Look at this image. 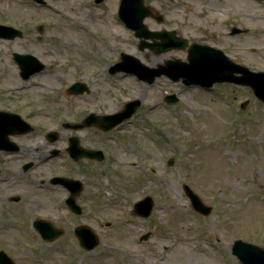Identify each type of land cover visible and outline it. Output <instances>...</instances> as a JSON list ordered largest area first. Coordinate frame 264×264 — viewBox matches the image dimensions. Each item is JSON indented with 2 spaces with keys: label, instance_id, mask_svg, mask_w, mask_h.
I'll list each match as a JSON object with an SVG mask.
<instances>
[{
  "label": "rangeland",
  "instance_id": "374dc122",
  "mask_svg": "<svg viewBox=\"0 0 264 264\" xmlns=\"http://www.w3.org/2000/svg\"><path fill=\"white\" fill-rule=\"evenodd\" d=\"M119 1L45 0L41 7L32 0H0V24L24 33L0 39V110L19 113L34 126L19 140L25 150L15 157L36 163L20 176L10 171L15 158L0 152V249L16 264H241L231 255L235 240L264 247V104L245 86L201 89L164 76L147 85L130 74H109L120 53L147 67L186 59L180 50H138V39L116 16ZM143 1L163 16L161 22L143 21L150 30H175L264 71V1ZM38 25L41 42L35 38ZM231 28L240 32L231 35ZM13 53L31 54L45 68L23 81ZM77 81L88 91L70 94L67 88ZM171 95L176 104L164 102ZM133 99H139V108L109 132L62 127L92 112L112 114ZM50 130L58 133L54 144L45 140ZM70 136L82 146L104 148L105 162L70 161L64 152ZM52 149L59 150L56 157H50ZM168 159L173 166L166 165ZM76 167L88 169L87 196L95 218L87 225L95 228L99 245L84 251L69 231L71 244L51 252L37 235L28 237L18 210L31 206L35 181L51 169ZM183 183L212 206L208 216L191 209ZM24 191L21 202L7 200ZM144 196L154 202L148 218L131 212ZM144 233L148 239L139 241Z\"/></svg>",
  "mask_w": 264,
  "mask_h": 264
},
{
  "label": "water",
  "instance_id": "95a60500",
  "mask_svg": "<svg viewBox=\"0 0 264 264\" xmlns=\"http://www.w3.org/2000/svg\"><path fill=\"white\" fill-rule=\"evenodd\" d=\"M34 1L39 4H44L43 0ZM101 1L102 0H95L97 3ZM118 16L127 28L134 31V36L140 40L138 45L139 50L148 48L158 54L174 49L186 50L187 60L185 62L178 59L168 60L164 65H157L156 68H151L143 65L135 57L122 53L120 55V61L109 68L111 74L125 72L135 75L138 80L148 84H151L156 77L164 75L173 82L181 81L186 86L200 85L205 88L211 87L216 82H230L248 86L251 88L255 97L264 102V72H251L247 68L233 63L218 49L195 43L188 44L184 39L176 37L173 31H150L143 24V20L150 16L156 21H161L162 17L152 14L151 10L143 5L142 0H121ZM0 30L8 32L7 34H0V37L3 38L13 39L21 36V33L11 28L0 27ZM38 31H41V27H38ZM238 31L237 29H233L231 33H237ZM146 40H151L152 42L149 43ZM14 60L20 67V75L23 79H27L33 73L43 69V65L30 55L14 54ZM234 73H241L242 76L234 77ZM85 90L84 85L81 83H75L68 89L71 94H80ZM165 101L174 103L176 102V98L174 96H167ZM244 105L245 104H243V106ZM139 106V100L128 101L119 111L113 114L102 116L90 114L82 123L75 124L71 126V128L77 130L84 127L95 126L102 131H109L130 118ZM31 130V126L24 122L19 115L0 111V151H17V145L9 140V136L26 134ZM47 139L49 142H54L57 139V134L50 132L47 134ZM68 141L69 147L66 151L75 161L83 157L102 160L103 155L101 152L81 148L77 138L70 137ZM55 153H57V151L52 152V154ZM172 164V159L167 161V165L171 166ZM28 167H30V164L25 165V168ZM52 182L55 183L56 179H53ZM64 183L69 184L68 181ZM182 190L189 198L191 207L196 212L204 216L210 214L211 207L204 205L187 185L183 184ZM69 202V205L73 203L72 201ZM152 207V199L150 197H145L143 200L134 204L133 212L138 216L147 217ZM35 225L38 228L40 223L36 222ZM76 235L81 246L87 250L92 249L97 244L96 239L87 229H77ZM148 236L149 234H145L140 239L146 240ZM45 238L47 240L53 239L50 236ZM232 254L235 255L242 264H264V248L244 243L241 240H236L233 243ZM0 264L15 263L3 251H0Z\"/></svg>",
  "mask_w": 264,
  "mask_h": 264
},
{
  "label": "flooded vegetation",
  "instance_id": "af4514ba",
  "mask_svg": "<svg viewBox=\"0 0 264 264\" xmlns=\"http://www.w3.org/2000/svg\"><path fill=\"white\" fill-rule=\"evenodd\" d=\"M22 37H24L23 32H22ZM35 38L39 42H41L42 40V36L39 35L36 36ZM189 42H194V41H189ZM233 58L236 63L245 65V61L243 60V57L242 60H238L237 56H233ZM23 136L11 137V140L16 142L20 146V148L16 153L7 154L9 155L8 158H12V157L15 158L13 161L14 166L10 169V171L17 172L20 176L27 175L30 171L33 170V166H34L33 163V166L29 170H23V165L27 161L20 162V159L15 157V155L25 150V148L20 145V141H19ZM84 147L100 149L105 153V150L102 147H90V146H84ZM81 162L96 163L94 161L86 160V159H82L76 163H81ZM2 171L3 170H0V174L2 173ZM87 172H88L87 168L84 169L79 167H76L75 169L62 168V169H58L57 171L55 169L53 170L51 169V171L46 177H43L36 181L38 187H36L35 190V198L30 201L31 206L27 208H25L24 206L19 207L18 210L19 216L20 218L21 217L25 218L26 219L25 222L28 221V219L30 220L29 221L30 223L31 221L39 220L41 223L44 224V226L41 227L40 234L46 232L47 229L53 230L54 232H56L57 228L61 229L62 236L53 242L47 243L41 240L39 233H37V231L32 228L39 236L40 240L42 241L41 243L43 245L51 246L50 247L51 252L63 250L66 247H68L71 244V239H72L71 236L68 237L69 231L72 232V237H75L74 236L75 228L79 226L87 225L88 221L90 222L89 224H91L95 218V215H93L92 207L89 204L90 200L87 196V194L90 193L89 191H87L88 188V184L86 182V180L88 179ZM54 177H64V178L80 180L82 182V184L80 185L81 189L79 192H74V190H71L68 186H65L64 184H53L51 183V180ZM25 194L26 193L24 191L21 193V196L14 195L9 197L8 200L11 201L12 199L17 198L16 201H12L13 203L17 204L21 202ZM70 198H72L77 205V208L75 210H70L66 203V201ZM22 209H24L23 212L21 211ZM96 222L98 223V218H96ZM45 224H48L49 226H46ZM66 235L67 237H65Z\"/></svg>",
  "mask_w": 264,
  "mask_h": 264
},
{
  "label": "bare ground",
  "instance_id": "6f19581e",
  "mask_svg": "<svg viewBox=\"0 0 264 264\" xmlns=\"http://www.w3.org/2000/svg\"><path fill=\"white\" fill-rule=\"evenodd\" d=\"M161 60H162V59H156L154 62H155V63H160Z\"/></svg>",
  "mask_w": 264,
  "mask_h": 264
}]
</instances>
